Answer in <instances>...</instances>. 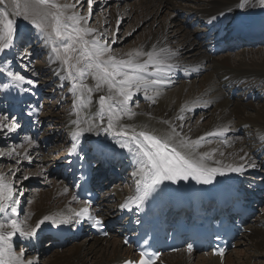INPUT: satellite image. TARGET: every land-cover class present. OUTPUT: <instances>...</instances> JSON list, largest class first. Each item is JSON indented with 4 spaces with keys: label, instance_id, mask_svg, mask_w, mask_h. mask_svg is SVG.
<instances>
[{
    "label": "bare ground",
    "instance_id": "6f19581e",
    "mask_svg": "<svg viewBox=\"0 0 264 264\" xmlns=\"http://www.w3.org/2000/svg\"><path fill=\"white\" fill-rule=\"evenodd\" d=\"M27 2L32 5L27 13L28 18L33 20L35 16L39 15L40 9H42L41 12H44L40 14L39 19L35 17L34 21L36 20L38 24H41L45 30L46 19L50 16V11L54 9L50 8L49 11L45 6L38 5L36 0H27ZM122 2H126L124 9L123 7L119 8ZM240 2L241 0H113L112 2L101 1L99 3L104 6L103 8L107 7L106 18L102 19V26L99 27L101 31L106 33L105 26L108 24L109 19L113 21L111 30L114 31V36L118 33V19L121 21L119 28L123 23L127 24L129 29L138 25L142 28L140 35L137 37V43L124 50L122 54L111 52L118 59H128L127 54L136 50L152 51L153 46H156L157 49L166 48L175 53L170 58L164 59L165 65H175L166 76L161 77L156 74L154 65H149L148 72L144 74L154 79H163L162 83L152 85L147 90L144 88L139 91L132 90V98L128 101L126 107L135 115H130L122 110L117 111L116 108H113L110 113L107 104L102 111L99 96L107 95L108 90L105 86L102 90L96 91L94 88L96 81L90 75H85L83 81L77 80L76 83L87 84L94 89L93 92L89 94L78 87L74 94L70 90L73 87V80L68 78V72L63 71L61 65L58 66L57 58L54 57L56 54H53L48 47L55 39L54 33L52 39H49L44 32L40 34L39 43L48 47V57L51 59L50 62H47L46 67L53 71L52 79L56 80L53 87L55 89L52 92L62 94L59 91L62 85L65 83L70 84L68 89L70 97L68 100H70L71 105L63 124L64 128L72 134L71 143L73 146L80 144L81 151L79 155L91 154L97 157L99 162L104 161L107 163H111L112 159L116 157L125 158L129 161L128 166L132 170L130 175H132L134 188H118L117 186L105 188L104 191L107 193L102 195L100 205L104 207L106 218L112 219L113 215H116V213H113L116 206L128 204L133 197L140 194L137 190V180L140 177L133 175L134 172L138 171L139 165L135 162L134 154L127 148L121 147V144L129 143L130 137L140 131L151 132L160 138H169V143L185 155L191 153L192 156L198 158L200 154L207 152L211 155V159L205 162L210 167L224 168V173L227 174H237L236 172L227 171V165H244L246 169L249 164L254 163L256 168L260 169L261 161H255L256 153L254 150L264 149L263 47L256 50L241 49L236 54L225 52L212 57L204 40L207 34L204 31L206 28L195 27L188 18L179 17L182 12L186 17H194L195 20L198 19L203 23L226 19L233 30L247 24L256 14L264 15V7L258 5V0H249L250 6L245 8L239 7ZM21 3L20 13L25 17L24 5L26 0H21ZM55 3L64 4L58 0H55ZM14 5H17V2ZM93 6L95 5L93 4ZM100 7L99 5L96 6L98 11H100ZM163 10L167 13L164 17L161 16ZM71 11L74 10H66V14ZM87 14L88 12L85 15ZM19 32L15 41L21 36H19ZM199 33L203 40L200 39L199 41ZM61 44L58 43L59 48ZM20 52L21 50L18 49L13 62H20V59L16 58ZM9 53V48L0 52V58L6 57V61L9 62V58L12 57ZM72 55L73 60H75L76 54L73 53ZM24 58L22 63L25 62ZM140 59H147V57H140ZM28 70L29 68L23 67L20 69L21 73L19 74L25 77V81L18 84L14 83L12 78L7 75L8 72H12L10 68L6 67L4 73L0 72V76L2 75L6 81L2 86L0 100L18 109L19 106H26L24 113H28L30 108H36V115L41 116V108L30 102V100L32 96L43 93L47 87L42 85L45 83L36 84L32 82L29 84L27 81L30 79L33 81L36 74ZM196 71L199 73L192 76L191 79L182 80L179 78V74L195 75ZM177 83L181 84L174 87L178 89L173 91L171 87ZM233 89H237L235 95L230 93ZM249 94L250 96L247 97ZM136 97L146 99L145 104L142 103V106L135 104L130 107V103H133ZM146 97H151V99ZM206 105H209V117L206 115L208 117L207 121H198L201 125L189 127L186 119H188L187 117L192 109L197 106L205 107ZM119 107L123 108L124 106ZM200 111L203 112V110ZM110 115L114 123L113 129H108ZM116 116H119L120 119L116 120ZM178 117H183V119ZM40 118L43 119V116ZM40 118L38 121L40 127L38 134L39 137H44L45 146L40 140L34 141L31 136L22 137V135L21 140L25 138L27 142L23 141L25 145L17 146L16 143H18V136L20 135H11L10 139L6 141L7 143L0 149V162L5 159L13 162L12 167L7 165L6 169L8 170L7 175L9 174V178L12 180L11 182L8 177L3 175L4 173L1 174L0 172L6 182L16 183L15 186L21 190V186L25 181L20 179L21 175H19L20 171L18 169L28 163L30 166H34L33 170L43 178L41 184H47V188L43 191H37V189L34 191L33 188L28 193L30 197L26 199L28 201L26 209H23L25 218H23L22 224L14 218L15 214L11 215L9 212L10 205L13 204L11 201L5 202L8 207L4 212H0V223L7 224L8 221L14 219L24 231L35 228L37 222L43 217H51V220L41 225L34 237L40 236L41 230L50 224L69 221L72 213L81 206V203L74 201L67 179L61 178L55 171H51V174L45 176L46 167L42 165L47 161V156L42 152L52 142L53 135L48 133V130H42L43 124ZM31 119H35V117L32 116ZM7 121L9 120L7 119ZM0 122L8 125V127H0V143H2L5 142L3 139H5L6 132L11 130L13 124L17 125L20 121L17 120L15 123L13 121L6 122L3 118H0ZM121 126H123V131L128 133L127 137L117 134L121 131ZM27 127L30 131L31 126ZM235 127H238L243 131V134L248 136V141H242V138L237 139L234 137L230 142H227V140L222 139V136L207 135L222 128H227L230 131ZM16 128L14 131H16ZM173 129L175 132H173ZM200 137H204V139L199 141L197 147L183 148L180 146V142L185 139L198 141ZM73 146L70 151L73 150ZM24 157L27 159L21 160ZM241 157H244V159H241ZM16 187L13 189L14 200ZM109 200L112 202L109 203ZM247 228L248 232L244 235L243 240L237 243V246H245V252H238L236 250L237 246L234 248V252H238L237 256L239 258L237 260L231 256L233 255V250H231L230 254L226 253L223 259L209 255L198 258L195 264H264L262 260L264 259V212L261 215H256ZM10 230L4 229V231ZM16 239H19L22 250L20 253H17L19 251L15 252L13 249L12 251L15 255L20 256L23 264H28L29 261L32 264L38 262V252L32 250V253H30L26 245L28 238L20 237L17 233L10 241L12 247ZM45 240L47 241H44L45 246L50 247V254L42 258L41 264H85L87 261H90V264H119L122 260L132 256L131 249L123 247L119 240L116 241V238L115 241H112L109 237H84L80 241L72 243L68 249L62 250H52V244L48 239ZM21 253L26 255L25 258L22 257ZM159 262L161 264H192L191 253L177 250L160 255Z\"/></svg>",
    "mask_w": 264,
    "mask_h": 264
},
{
    "label": "snow or ice",
    "instance_id": "6c2138e0",
    "mask_svg": "<svg viewBox=\"0 0 264 264\" xmlns=\"http://www.w3.org/2000/svg\"><path fill=\"white\" fill-rule=\"evenodd\" d=\"M85 2V0H76L74 4H58L55 0H36V3L46 8L54 9L49 14L54 18L53 33L56 40L62 41L60 48H53L52 51L56 53L57 59H61L64 65L67 66L68 78L73 80V87L70 89L75 94L79 87L82 91H87L89 94L93 92V88L87 84L76 81H83L85 75H90L95 83V90L100 91L105 86L108 94L99 96V104L103 111L107 104L108 110L111 113L113 108L117 111H124L130 115H135L127 109V103L132 98L133 89L139 91L141 88L147 90L152 85H158L163 82V79L157 78L149 80L144 75L148 72L149 65L155 66V73L163 77L175 67L173 64H164V59L170 58L175 53L170 52L166 48L157 49L153 46L152 51L136 50L129 52L128 59H118L111 54L112 44L116 42V37L111 38V43L105 39V34L101 33L97 37V29L88 27L89 21L92 17V6L94 0H86L88 5V14L81 15L75 11L66 14V10H72L77 5ZM258 5L264 7V0H258ZM249 5V0H241L239 7L245 8ZM32 7L27 2L24 5L25 19L28 18L27 13ZM21 13L17 11L15 15L19 16ZM10 13L0 8V52L14 45V41L18 35V28L16 20L9 18ZM63 17V20H62ZM215 19V18H213ZM35 23V21H33ZM121 21L117 20V31H119V24ZM38 29L43 30L41 24H36ZM53 33H48V38L51 39ZM131 35V33H129ZM61 49L63 55L61 54ZM73 53L76 54L75 62L73 63ZM140 57H147L141 60ZM7 75L12 78L14 83H21L25 81V77L20 74H13L8 72ZM29 84L31 80L27 81ZM151 99V97H146ZM119 106H124L120 108ZM183 119V117H178ZM120 117L116 116V120ZM75 123V122H74ZM167 123V122H166ZM0 127H8V125L0 122ZM18 125L13 124L11 130H15ZM114 123L110 115L108 121V129H113ZM229 131L227 128H222L207 135L223 136L225 132ZM173 132L175 130L173 129ZM118 135L128 136V133L121 131ZM75 138V137H74ZM204 137H200L198 141L183 140L180 146L183 148H193L199 146V141ZM122 148H127L132 152L136 158L135 162L139 165L134 176H139L137 180L139 195L133 197L128 204L122 207H128L130 203L141 204L144 199L153 191H156L158 186L165 180L177 181L180 179L187 180L189 177L196 180L198 183L210 184L216 174H224V168L210 167L205 161L211 159V155L207 152L202 153L199 157L192 156L191 153L187 155L177 150V147L169 143V138H160L145 131H140L130 137L129 143L121 144ZM75 145L73 146V151ZM244 159V157H241ZM219 163V162H217ZM249 167H256L254 163L249 164ZM226 170L229 172L241 173L245 171L244 165L232 166L227 165ZM14 175V173H13ZM28 177H25L27 179ZM13 185L4 180L0 175V212H4L8 205L5 203L11 201L13 204H18V200L13 199ZM11 211L16 212V208L12 207ZM88 208L84 207L80 212L75 213L76 217L81 219L87 215ZM49 216L43 217L37 222L35 228L30 231H24L16 220H10L5 223H0V264H23L20 256H17L12 251V244L10 243L12 237L17 233L20 237L32 238L37 235V230L40 229L46 221L51 220ZM67 223L68 221H64ZM100 222H95L98 225ZM95 226V225H94ZM11 229L4 231V229ZM193 246L189 244L187 251L191 252ZM223 255V249L218 250V253ZM23 255V253H21ZM145 253H141V260L139 264H153L152 258H145ZM5 257H7L5 259ZM28 264H32L31 261ZM125 264H132L126 261Z\"/></svg>",
    "mask_w": 264,
    "mask_h": 264
},
{
    "label": "rangeland",
    "instance_id": "374dc122",
    "mask_svg": "<svg viewBox=\"0 0 264 264\" xmlns=\"http://www.w3.org/2000/svg\"><path fill=\"white\" fill-rule=\"evenodd\" d=\"M58 1L61 3H64V4L76 3V0H58ZM101 1L112 2L113 0H94L93 4L95 6H92V17H91L89 24L87 26L94 28V29H97L96 35L98 38H99L101 33H104L105 39H108L109 43H111V38H112V36H114V31L111 30V28L113 26V21L110 20L109 18H107L109 20L107 21L108 24L105 26V29L107 30L106 33L99 29V27L102 26V19L106 18V13H107V9H106L107 7L103 8L104 6L99 4V3H101ZM15 2H17V5H14ZM20 5H22L21 0H0V8H2L4 11H7L8 13H10V16H9L10 19L16 20L18 31H20L19 36L21 35L16 41H14V45L9 48L10 49L9 54H10V56H12L9 58L10 61L7 62L6 57L0 58V72L1 73L6 72V67H8L15 74H19V73H21V71L18 72L20 70V68H22V67L23 68H29V70H28L29 72L33 71V73L36 74V77H34V79H33L35 81L34 83H36V84L37 83H45L42 85L46 86L47 88H45V90L41 96L38 95L39 96L38 97V103L43 110L42 111L43 114L41 113V116H43V118H44V121H45L44 125L49 124L50 126H48V128L43 129V130H48V133H52L53 137H52L51 141L54 140L55 144H61L60 142L64 141V139L67 137V135H66L67 130L64 128L63 121H64L66 114L68 113L67 111L71 105L70 100H68L70 97V95H68V89L70 88V84L65 83L64 85H62V88L59 90L60 93H62V94H59L58 92H52L51 93V91H53L55 89L53 87L56 84V80L52 79V77L54 75L53 71L48 69L46 66H47V62L51 61V59H49V57H48V52H47L48 47H49V50L51 49V51H52V49L54 47L59 48L58 43H62V41L54 39L53 40L54 45H53V43H50V45H48V47L42 46L41 43H39V41H40L39 36L42 32H44L47 35H48V33H53L52 29H53V25L55 23L54 18L50 15L46 19L47 23L45 26V28H46L45 30L44 29L43 30L38 29L36 27V24H38V22L35 20V23H34L33 21H34L35 17H37L39 19L40 14L44 13V12H41L42 9H40L39 15L35 16L33 20H32V18L31 19L30 18L25 19L24 15L22 13L19 16L15 15V13L17 11L20 12ZM98 5L101 6L99 8L100 11H98V9L96 8V6H98ZM121 7H123V9H124V7H126V2L120 3L119 8H121ZM48 10L50 11V8H48ZM73 10L77 13L80 12L81 15H85L88 12V5L86 3V0H85V2H82L81 4L77 5V7ZM165 14H167V13L164 12V10H163V12L161 13V16L164 17ZM184 17L187 18L186 16H184ZM192 18H193V20H195L194 17H192ZM62 20H63V17H62ZM198 23H196V25H199ZM98 29L100 32L98 31ZM141 30H142V28H140V25L135 26V28L132 27L129 29L127 27V24L123 23L120 26L118 33L115 35L117 42L112 44V51L111 52H113V53L116 52V53L122 54L124 52V50H127L130 46H132L133 44L138 42L137 37L140 35ZM129 33H131V35H129ZM135 33H136V35H135ZM199 41H200V39H199ZM17 42L19 44L16 45L15 43H17ZM18 49H20L21 52L19 53V55L16 58L17 59L19 58L20 62L19 61L13 62L14 61L13 59L15 58L14 56L16 55V54H14V52L16 53L18 51ZM8 52H9V50H8ZM263 52H264V47H263ZM52 53L56 54L53 51H52ZM62 53L63 52L61 49V54ZM27 55H29V56H27ZM25 56H27V57L24 58ZM54 57H55V59L57 58L56 55ZM4 58H5V61H4ZM23 58L25 60L24 63H22ZM56 60L58 61V66L61 65L62 70L67 71V66L64 65L63 61H61V59H56ZM59 62H61V63H59ZM72 62L74 63L75 60H72ZM152 78L153 77H148L147 79L152 80ZM2 79H3V83H2ZM29 79H30V77H29ZM5 83H6V81L4 80V78L0 77V87H1L0 91H1V93H2V86ZM1 84H2V86H1ZM178 84H181V83H177V84L173 85L171 87V89L173 91L178 89V88H174V87H177ZM133 101H134L133 103H130V107H132L135 104H139L140 106H142L143 104H145L146 99L144 100V99H141L139 97H136V98H134ZM0 108H1L0 109V118H3L6 122H9L4 117L5 116V114L3 112L4 106L2 105V107L0 106ZM152 108H153V106H152ZM200 110H203V112ZM206 115L209 117V110L208 109H206V110H205V108L200 109V106L194 107L192 109V111L190 112V115L187 117L188 119H186V123L188 124L189 127L201 125L200 123H198V121H201V122L207 121L208 117H206ZM198 117H200V119L197 120ZM52 124H54V125H52ZM51 128H54L56 130V132L54 131V129L51 131L50 130ZM10 131L6 132L5 139H3L5 142L0 143V149L2 148V146L5 145V143H7L6 141L10 139L11 135L15 136L14 135L15 131H12V130H10ZM57 131H58V133H60V135L57 134ZM145 132H147V131H145ZM12 133H14V134H12ZM148 133L153 135V133H151V132H148ZM18 138H19V141H18V143H16V145L17 146L18 145L19 146L25 145L23 143V141L27 142L25 140V138H22L23 140H21V136H18ZM240 138H241V136L239 137V139ZM242 138L245 139L247 137L244 138L242 136ZM237 139H238V137H237ZM10 142H12V140H10ZM225 147L227 148L228 146H225ZM52 148L48 147V148H46V150H44V152H42V153H44V155L47 156V161L45 162V164L42 165V166L46 167V170L44 172L45 176L52 173V172H48L50 170V168L54 166V163L52 162V160L59 158V156L52 154V152L54 150ZM52 155H54V156H52ZM25 159H27V158L24 157L21 160L24 161ZM30 159H31V157H30ZM0 164H3L0 166L1 174L4 173L3 175L5 177L9 178V174L7 175L8 170H6V169H7V165L12 167L13 162L11 160L5 159V160L1 161ZM27 165H28V167H27ZM33 169H34V166H30L28 163L22 165L18 169L20 171L19 175H21L20 179L22 181H25L24 184L21 186V190L15 186L16 183L12 182L13 189H15V187L17 189L15 192V200H18L19 202H24V201L26 202V203H24V205H22V211H21L22 214L20 213L21 216L17 217V221L20 224L23 223V221H24L23 218H25L24 210L26 209V206L28 205V201H26V199L30 197V196H28V195H30L28 193H30L31 190H33V188H34V191H36V189H37V191H39V190L43 191V189L45 190L47 188V186H46L47 184H41V182H43V178L41 176H38L37 172ZM129 175H130V173H129ZM130 176L132 177V175H130ZM25 177H28V178L25 179ZM9 181L10 182L12 181L11 178H9ZM123 183L124 182L118 181V182H116V185L121 188L124 186ZM132 183H133V181L131 179V184ZM129 187H132V186H126V188H129ZM104 193H107V192L104 191ZM109 239H111L112 241H115V237L113 235H110ZM80 240H78V241H80ZM116 241H118V239H116ZM71 245H72V243L67 244L59 250L68 249ZM44 247H46L45 244H43V247L40 248V250L38 252V256H39L38 262H36L35 264H41L42 258H44V256H48L50 254V252H46V250L44 251V249H43ZM12 249L15 252H17L18 250H20V252H21V250H22V248L19 247V245L12 247ZM53 250H55V249H53ZM234 250L232 253L233 255H231V256L233 258H235V260H237L239 258V256H237L238 252L239 251L245 252L244 251L245 246H243V245L237 246L236 250L238 252L237 251L234 252ZM20 252H17V253H20ZM30 253H32V252H30ZM246 253H247V251H246ZM229 254H230V252H229ZM25 256H26L25 254L22 255L23 258H25ZM197 259L198 258L196 255L191 254V263L192 264H195ZM262 260L264 261V259H262ZM85 264H90V261H87ZM251 264H253V263H251Z\"/></svg>",
    "mask_w": 264,
    "mask_h": 264
}]
</instances>
